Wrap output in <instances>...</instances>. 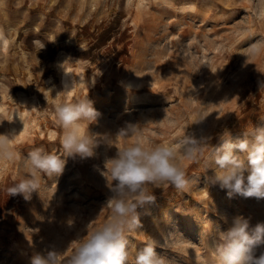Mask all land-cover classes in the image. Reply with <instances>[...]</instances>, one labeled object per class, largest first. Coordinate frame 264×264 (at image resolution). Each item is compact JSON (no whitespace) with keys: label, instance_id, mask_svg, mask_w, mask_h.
I'll list each match as a JSON object with an SVG mask.
<instances>
[{"label":"rangeland","instance_id":"1","mask_svg":"<svg viewBox=\"0 0 264 264\" xmlns=\"http://www.w3.org/2000/svg\"><path fill=\"white\" fill-rule=\"evenodd\" d=\"M189 3L195 13L177 10ZM86 97L100 113L87 125L96 155L69 158L59 177L41 174L28 200L9 195L33 148L63 157L55 106ZM257 126L264 0H0V133L19 153L0 160V264H30L50 247L70 256L111 215L106 157L188 133L210 137L205 157L177 151L189 186L150 187L156 201L138 209L142 227L128 233L129 248L134 255L154 241L166 264H215L219 233L237 216L264 222V199L230 198L208 179L207 157L229 134Z\"/></svg>","mask_w":264,"mask_h":264},{"label":"clouds","instance_id":"2","mask_svg":"<svg viewBox=\"0 0 264 264\" xmlns=\"http://www.w3.org/2000/svg\"><path fill=\"white\" fill-rule=\"evenodd\" d=\"M174 9V4L170 5ZM182 13H195L197 5L189 3L177 9ZM63 91L67 92V89ZM100 113L88 97L55 106L56 123L62 129L60 143L63 157L33 148L25 158L27 175L8 189L11 196L22 195L25 200L40 188L41 174L59 177L68 159H88L96 155L98 141L89 134L87 125L97 122ZM129 129H121L126 136ZM131 131H135L134 128ZM210 137L183 135L177 143H159L145 147L141 143L127 145L112 157H106L110 183L106 204L111 215L99 226L86 232L77 241L71 255L62 254L50 247L31 256L30 264H166L156 252L155 242L130 251L128 233L142 227L138 209H144L156 201L150 187L173 186L185 190L189 186L186 171L176 160L177 151L189 160L205 157ZM19 158L11 146V134L0 133V160ZM212 184L226 190L228 196L264 199V126H257L243 138L230 134L215 146L207 157ZM264 222L250 227L249 221L234 217L226 230L219 233L214 249L215 264H264Z\"/></svg>","mask_w":264,"mask_h":264},{"label":"bare ground","instance_id":"3","mask_svg":"<svg viewBox=\"0 0 264 264\" xmlns=\"http://www.w3.org/2000/svg\"><path fill=\"white\" fill-rule=\"evenodd\" d=\"M65 80V79H64ZM66 82V81H65Z\"/></svg>","mask_w":264,"mask_h":264}]
</instances>
